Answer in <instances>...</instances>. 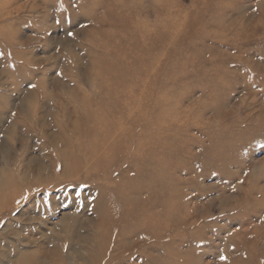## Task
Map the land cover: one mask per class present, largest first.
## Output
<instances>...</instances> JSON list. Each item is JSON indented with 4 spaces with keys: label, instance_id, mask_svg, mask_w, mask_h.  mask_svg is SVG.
I'll list each match as a JSON object with an SVG mask.
<instances>
[{
    "label": "rangeland",
    "instance_id": "rangeland-1",
    "mask_svg": "<svg viewBox=\"0 0 264 264\" xmlns=\"http://www.w3.org/2000/svg\"><path fill=\"white\" fill-rule=\"evenodd\" d=\"M175 2L185 16L173 37L161 29L159 54L127 52L142 57L127 72L131 101L101 98L85 74L98 54L85 34L117 16L105 2L80 12L76 0H0V172L18 179L28 167L38 179L0 210V264H21V254L28 264H94L99 251L97 264H264V0ZM91 112L121 136L106 162L80 152ZM158 112L141 155L161 154L145 183L157 170L165 180L155 192L126 190L135 134ZM150 201L163 217L123 231L126 211ZM103 206L109 233L97 228Z\"/></svg>",
    "mask_w": 264,
    "mask_h": 264
},
{
    "label": "bare ground",
    "instance_id": "bare-ground-1",
    "mask_svg": "<svg viewBox=\"0 0 264 264\" xmlns=\"http://www.w3.org/2000/svg\"><path fill=\"white\" fill-rule=\"evenodd\" d=\"M76 1L78 4V11L80 9V12L84 11L85 7L93 10L97 8L99 9V7L102 5V2H105V11H110L113 14H117V16H115L114 18V22L109 24L110 27L107 30H96L95 32L93 31L85 34L88 42V48L98 52V54L91 55L89 66L88 68H86L85 74L89 77H97L102 89L101 98L111 99L115 96H123L129 93L131 94L130 100L134 101L132 94L133 92L135 93L137 87L134 82L128 81L126 77L127 72L130 71V73H132L134 64L137 60L142 59V57H139L136 54L129 55L127 52H129L132 47H135L140 51H155V55L157 56L159 54L160 46L165 43V41H163V39L161 38V29L167 26L166 37H173L180 30L178 26L185 16L186 9L175 2V0ZM144 11H147L146 18L142 20H133L134 22L131 21V17H135L137 14ZM151 11L153 12L152 14ZM148 14L152 16V20H149ZM106 18L107 17L105 16V14H102L99 19L94 22V24L97 25L101 21H106ZM69 54V56L73 57L74 60L80 59L81 56L80 54H74L72 51ZM141 79L142 76L137 77V80ZM166 89H170L173 91L174 88L170 87ZM91 114L92 115L86 116V122H89L84 138V141L87 143V147L85 149H82V151L80 150V152H83V157H81L84 160H86L87 158H93L94 163H96L97 161L106 162L113 156L114 146L117 145V142L118 140H120L121 136L119 133H114V131L111 130V128L107 125V123H105L104 119L98 118V116H94L95 114L92 112ZM161 114V112H158L156 115L150 116L148 120L145 119V121L147 122L144 123V127L137 131V133L135 134L137 137L132 146V153H134L133 160L136 164V169L134 170L133 179H130L132 178L130 177L128 180V184L125 188L126 190L128 189L129 191L134 192L138 191L140 193L143 190L155 192L153 190L158 189V187L161 186L160 184L162 180H165L164 172L162 170H157L156 172L151 173L153 178V181H151L152 184L149 185L150 183H145V177L147 176L148 170L152 168L153 164H160L161 154H149L144 156L141 155V153H143L145 149L151 144V136H149V134H151L153 131H156V128L154 127L155 125H160L159 120L161 119ZM124 147L125 151L128 152V147ZM100 148L102 149L100 150V152H98V149ZM72 149L74 148L67 144V149L65 148L64 151L68 152V154H70L69 156L74 157L72 154L73 151H70ZM10 160H7V163L14 164L16 162V160ZM31 164L35 166L31 169L33 175L35 176V174H38L40 172L41 167H36V161L34 159L29 160V167L31 166ZM75 169H77L76 166ZM93 169H96L95 166H90L88 172ZM30 174V168L28 167L27 170H23L21 168L18 179H15V174L12 171L7 170L6 167L0 172V210L20 200L22 195L20 190L22 189V187L27 189L28 187L38 183V179H30ZM160 193L161 192L159 191L158 195H160ZM155 194L156 193H152L151 196L154 197ZM149 199L151 200V198H148V200ZM106 201L107 199L104 197V202ZM133 203L137 204L138 202L136 201ZM150 204L151 201L148 203L140 204V206L136 205L137 207H130V209L126 211V214L130 217L128 222L129 227L126 228V224V226L122 230L125 232H129L130 230H134L133 226L142 228L144 225H146V222L150 218H154L155 221L161 219V217H163V214L160 215V213H157L155 215H152L149 212ZM145 205H148L149 207ZM100 207L101 205L99 206V208ZM107 208L108 206H103V209L100 211V213L102 214L100 218L102 220L97 225L100 233L103 232V230L104 232L108 231V233L112 231V219L110 220L111 211H108ZM6 248L8 249V247ZM19 249L22 250L21 248ZM32 251L34 252V249ZM11 253L12 252H10L9 255H11ZM96 254V256H93L91 258L94 264H97L98 261L100 262V260H98V257L101 258L100 256H102V253L100 251L96 252ZM27 257L28 256L25 257L21 254L19 258L21 260L20 263L28 264V260L30 258L28 259Z\"/></svg>",
    "mask_w": 264,
    "mask_h": 264
}]
</instances>
